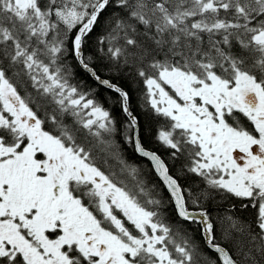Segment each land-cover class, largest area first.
<instances>
[{
	"label": "snow or ice",
	"instance_id": "snow-or-ice-1",
	"mask_svg": "<svg viewBox=\"0 0 264 264\" xmlns=\"http://www.w3.org/2000/svg\"><path fill=\"white\" fill-rule=\"evenodd\" d=\"M0 264H264V0H0Z\"/></svg>",
	"mask_w": 264,
	"mask_h": 264
},
{
	"label": "trees",
	"instance_id": "trees-1",
	"mask_svg": "<svg viewBox=\"0 0 264 264\" xmlns=\"http://www.w3.org/2000/svg\"><path fill=\"white\" fill-rule=\"evenodd\" d=\"M94 41H95V34H93V37H92L93 46H94ZM106 62H107L106 60L105 61H101V63H106ZM103 75L108 76L109 74L105 72V73H103ZM125 76L127 77V73H125ZM71 82L73 84H77V83L84 84L85 88H87V86L95 87L94 82L90 78H88V76L86 74H84L82 71H77L74 74V77H73ZM128 82L132 84L135 96L139 97V95H140L139 88L142 87V86H137L131 80L130 77L128 78ZM112 95L113 94L110 93L108 90H106L104 88H100L98 90L97 98L101 99V100H104L105 98H107L109 96H112ZM142 104H143V101L137 99L136 100V109L135 110H136V112H137V114L139 116V119L141 121L142 132H143L144 137L146 138V146H148V147H150V148H152L154 150H158L159 153L162 156L166 157L167 156L166 150L164 148H162L154 140V136H155V133H156V129L158 127V123H157L156 119L153 118L152 115L148 114L147 107L146 106H143V107L141 106ZM109 106H110L109 103H105V107H109ZM113 113L118 118H122L120 116V113L118 112V110L113 109ZM117 139L119 140V137ZM120 143L123 144V141L120 140ZM123 156H124L125 159L128 160L129 163H135V164H139V165L150 166V165H148V162L146 160H143L141 157H139L138 154L134 153L131 145H124ZM97 158H98V161H100V163H101V167H103L105 171H114L116 173L120 172V164L118 163L117 160L111 159V158H106L107 159V164H104L102 162V160H100V154L99 153H97ZM145 171H147V169H145ZM148 178L152 182H154V183L156 182V178H155L154 175L149 174ZM229 206H230V202L221 201V202L212 204L210 210H211L212 215L215 217L218 214L223 215L224 214V210L226 208H229ZM237 209H238V212H237L238 215H244V216L249 215L248 212H245V210L239 208L238 203H237ZM233 211H236V210H233ZM170 212H171V210L169 209V213ZM188 227L191 229V231L189 232V235L194 237L196 243H198L201 246H203V240L201 238V235H200L199 231L197 230V225L192 224V225H189ZM205 251L208 252L207 249H205ZM208 254L209 255H213V256L215 255L214 253H211V252H208Z\"/></svg>",
	"mask_w": 264,
	"mask_h": 264
}]
</instances>
